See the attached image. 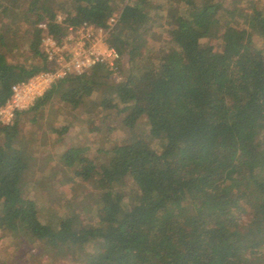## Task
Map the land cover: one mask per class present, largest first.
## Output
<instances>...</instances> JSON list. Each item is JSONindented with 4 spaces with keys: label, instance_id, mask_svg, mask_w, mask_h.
Returning <instances> with one entry per match:
<instances>
[{
    "label": "trees",
    "instance_id": "16d2710c",
    "mask_svg": "<svg viewBox=\"0 0 264 264\" xmlns=\"http://www.w3.org/2000/svg\"><path fill=\"white\" fill-rule=\"evenodd\" d=\"M230 2L0 0V107L13 85L54 68L44 37L59 42L91 25L108 31L105 45L127 62L119 83L97 64L56 81L0 126V240L82 264H264V6ZM16 51L30 62L12 63ZM97 90L102 120L127 131L146 124L163 145L126 138L99 163L88 147H68L58 163L93 189L84 209L92 218L69 210L43 220L21 188L30 151L18 120L54 102L83 109Z\"/></svg>",
    "mask_w": 264,
    "mask_h": 264
},
{
    "label": "rangeland",
    "instance_id": "374dc122",
    "mask_svg": "<svg viewBox=\"0 0 264 264\" xmlns=\"http://www.w3.org/2000/svg\"><path fill=\"white\" fill-rule=\"evenodd\" d=\"M257 2L261 7L264 6V0H242L239 5L244 3L243 7L246 9ZM229 3L232 2L228 0ZM106 35L105 31L102 36L103 42ZM104 44L100 45L102 49L105 47ZM159 45H163V42ZM7 57L12 63L26 61L28 58L26 55L23 56L21 51L8 54ZM119 60L120 64L117 65L116 73H113L112 77L114 83L121 81L120 73H124L127 69L126 58L120 59L119 56ZM149 65V61L144 62L139 68L133 69L132 74L142 71ZM146 79H148L147 76H144V80ZM102 97L103 91L97 90L83 109L72 112L54 102L41 112L28 113L18 120L19 137L23 142L29 141L30 151V156L25 158L27 169L21 179V188L27 198L36 202L39 217L43 220H48L49 216L65 215L69 210H75L84 219L92 218L93 213H88L84 209L90 204L89 199L92 197L93 189L75 177L77 168L67 169L58 163L60 155L68 147L74 144L88 147V154L95 158L96 163H99L105 159L101 152L126 138L133 142L142 141L148 148L155 151H159L163 145V142L149 136V126L146 124L127 131L118 127L112 118L102 120L99 108ZM32 118H36L37 122L32 123ZM64 126H68L69 129L59 138L51 132V129L55 127ZM98 151L100 153H97ZM3 262L6 264H82L81 260L57 255L43 245L24 243L16 237L0 240V264Z\"/></svg>",
    "mask_w": 264,
    "mask_h": 264
},
{
    "label": "built area",
    "instance_id": "2783aa9c",
    "mask_svg": "<svg viewBox=\"0 0 264 264\" xmlns=\"http://www.w3.org/2000/svg\"><path fill=\"white\" fill-rule=\"evenodd\" d=\"M115 23V18L108 21L110 27ZM39 28L45 29V25H39ZM104 33L105 30L83 24L77 29H69L59 42L53 37H44L42 50L55 66L11 87V97L0 107V126L12 125L16 112L28 109L56 81L70 74L81 75L97 64L107 65L115 74L119 55L105 44L104 49L100 47L104 43Z\"/></svg>",
    "mask_w": 264,
    "mask_h": 264
}]
</instances>
